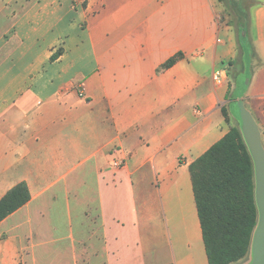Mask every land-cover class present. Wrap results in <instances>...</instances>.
<instances>
[{
	"label": "crops",
	"instance_id": "1",
	"mask_svg": "<svg viewBox=\"0 0 264 264\" xmlns=\"http://www.w3.org/2000/svg\"><path fill=\"white\" fill-rule=\"evenodd\" d=\"M217 1L0 0V199L30 192L0 264L77 237L93 206L104 264H208L189 165L241 129L238 100L264 149V0L245 49Z\"/></svg>",
	"mask_w": 264,
	"mask_h": 264
},
{
	"label": "trees",
	"instance_id": "2",
	"mask_svg": "<svg viewBox=\"0 0 264 264\" xmlns=\"http://www.w3.org/2000/svg\"><path fill=\"white\" fill-rule=\"evenodd\" d=\"M230 3L228 0L227 5L232 7L234 18L227 22L234 25L239 47L245 49L249 23L247 9L257 1ZM60 52L57 51L52 59ZM181 57V52L176 53L159 69L171 66ZM189 170L208 264H231L241 260L251 248L258 216L254 199V163L241 129L232 126L190 163ZM29 199L30 192L25 182L10 188L0 199V221Z\"/></svg>",
	"mask_w": 264,
	"mask_h": 264
},
{
	"label": "rangeland",
	"instance_id": "3",
	"mask_svg": "<svg viewBox=\"0 0 264 264\" xmlns=\"http://www.w3.org/2000/svg\"><path fill=\"white\" fill-rule=\"evenodd\" d=\"M237 0H231L230 4L236 3ZM228 4V0L217 1L216 6L218 10V19L224 15L225 20L234 18L232 7ZM227 5V6H226ZM241 5V4H240ZM220 12V13H219ZM229 12L232 15H228ZM224 13V14H223ZM227 14V15H226ZM94 191H89V200H96ZM80 199H85L86 195L80 193ZM96 202V201H95ZM89 215L87 218H82L79 221V235L73 239L59 241L55 244L49 243L47 240L46 244L43 240H32L30 242V249L38 250L47 247L51 253H35L25 256V264H87L88 260L93 257L94 264H104L103 252V235L101 230V224L98 219V211L93 206L91 209L88 208ZM92 213V214H91ZM35 244V245H34ZM253 254L250 248L248 254L237 262L231 264H251L253 262ZM93 260H91L92 262Z\"/></svg>",
	"mask_w": 264,
	"mask_h": 264
},
{
	"label": "water",
	"instance_id": "4",
	"mask_svg": "<svg viewBox=\"0 0 264 264\" xmlns=\"http://www.w3.org/2000/svg\"><path fill=\"white\" fill-rule=\"evenodd\" d=\"M235 110L254 163V199L258 216L252 235L251 250L254 259L251 264H264V149L260 141V131L242 100L237 101Z\"/></svg>",
	"mask_w": 264,
	"mask_h": 264
},
{
	"label": "built area",
	"instance_id": "5",
	"mask_svg": "<svg viewBox=\"0 0 264 264\" xmlns=\"http://www.w3.org/2000/svg\"><path fill=\"white\" fill-rule=\"evenodd\" d=\"M79 92H80V94H81V91H79ZM115 164L118 165L119 163L116 162Z\"/></svg>",
	"mask_w": 264,
	"mask_h": 264
}]
</instances>
